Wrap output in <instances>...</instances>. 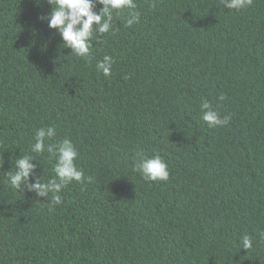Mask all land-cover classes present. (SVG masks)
<instances>
[{"label":"trees","instance_id":"trees-1","mask_svg":"<svg viewBox=\"0 0 264 264\" xmlns=\"http://www.w3.org/2000/svg\"><path fill=\"white\" fill-rule=\"evenodd\" d=\"M136 3L139 23L114 11L87 60L49 28L47 0H0V264H264V0ZM205 99L228 125L201 118ZM48 126L92 177L51 211L6 175L28 155L31 182L55 177L32 151ZM137 153L160 155L169 179L146 181Z\"/></svg>","mask_w":264,"mask_h":264},{"label":"clouds","instance_id":"clouds-1","mask_svg":"<svg viewBox=\"0 0 264 264\" xmlns=\"http://www.w3.org/2000/svg\"><path fill=\"white\" fill-rule=\"evenodd\" d=\"M52 5V12L48 20L49 28L55 29L61 35L63 46L71 49L77 57L91 59L92 42L99 40L100 36L114 31L113 20L114 11L119 14L128 10V17L125 21L126 26L131 27L140 21V15L136 11V0H47ZM225 8L229 10H242L251 6L253 0H222ZM97 5L102 7L97 12ZM94 34H98L95 35ZM114 57L105 55L102 60L96 62V69L103 73L105 77L112 75ZM220 100L225 97L221 95ZM201 118L207 122L209 127L226 126L231 117H221L208 100H203L200 105ZM57 135L55 126L40 127L36 129L32 145V151L42 154L45 151L49 159H54L55 177L42 182V177H37L35 183L31 182V177L36 172L37 164L33 163L32 156H20L15 160V171L6 173L7 180L13 189H27L34 192L37 197H47L49 210H53L56 205L62 204V190L72 182L84 183L85 179L89 182L92 177L85 178L83 169L77 166L79 151L75 143L65 138L60 143H48ZM0 162V168L3 167ZM135 170L139 171L146 181H167L170 177L169 166L160 156H143L137 153V163ZM264 235V234H262ZM240 243L243 249H251L253 240L248 234H244Z\"/></svg>","mask_w":264,"mask_h":264}]
</instances>
